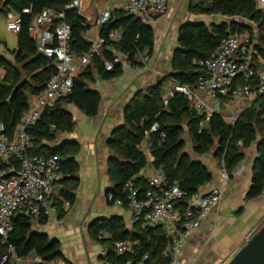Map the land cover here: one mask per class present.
<instances>
[{"label":"trees","instance_id":"1","mask_svg":"<svg viewBox=\"0 0 264 264\" xmlns=\"http://www.w3.org/2000/svg\"><path fill=\"white\" fill-rule=\"evenodd\" d=\"M66 1L0 0V14L12 10L21 16L22 21L17 32L18 46L11 51L12 57L0 54V69L3 71L0 76V120L5 124L9 135L13 134L27 110L29 97L40 93L57 71L55 58L45 56L38 50L36 41L30 35L29 25L35 15L46 7L62 9ZM26 8L29 11H24ZM189 11L194 14H218L228 20H238H220L212 24L196 23L197 20L183 22L178 29V45L173 51L171 71L159 76L145 88L135 91L127 101L124 123L112 131L107 141L112 152L109 160L112 186L108 192H112L115 197L124 198V182L137 175L148 164L147 156L137 148V144L154 122H158L159 126L150 133L149 146L154 156L152 165L165 172L168 184L178 183L187 192V198L212 181L213 173L203 162L193 160L185 153V130L194 151L206 154L212 150L214 158L225 168L229 178L243 160L244 149L256 142L257 157L245 199L256 198L264 192V91L239 113L232 124L226 122L221 113H214L204 126H200L203 114L179 90L169 99L168 105L163 104L164 87L168 80L172 79L179 85L194 84L199 73V66L195 61L210 57L222 38L230 33L248 31L253 35L249 22L256 24V48L264 61V9L257 6L256 0H192ZM65 12V20L71 25V48L78 53L88 50L90 43L85 32L89 23L86 17L78 9H68ZM113 30L121 33L119 40L110 38ZM100 38L103 39L104 58L111 59L115 52H121L134 64L136 53L152 55L154 51L153 26L122 9L112 10L111 19L102 25ZM123 71L122 65L107 69L102 58L93 54L90 63L74 76L71 92L58 99L53 106L45 108L40 119L28 128L33 139V147L30 149L32 154L60 156L63 185L59 188V195L71 203L75 201V190L79 183V165L76 159L80 151L79 143L68 141L58 146H49L48 143L54 142L59 133L73 132L76 128V121L66 108L67 104H74L86 116L95 117L102 97L90 84L98 78L119 77ZM163 132L165 136L162 138ZM134 182L143 188L148 187L147 179L141 176H135ZM51 199L61 218L65 211L61 208L60 198L52 196ZM37 220L44 224L48 219L42 214ZM33 224L34 217L25 212L13 217L9 242L15 246L16 253L25 257L36 252L47 261L62 259L64 256L59 240L37 232ZM102 232H108L109 235L100 236ZM89 233L102 246L108 247L106 259L110 264H122L127 259L135 264L145 254L147 257L143 264H170V257L163 252L169 245V238L159 225L145 228L133 225L128 229L121 217L110 216L93 220ZM117 239L132 241V252L118 255L112 248L113 241ZM6 251L7 244L2 243L0 237V259ZM0 264L15 263L8 259Z\"/></svg>","mask_w":264,"mask_h":264},{"label":"built area","instance_id":"2","mask_svg":"<svg viewBox=\"0 0 264 264\" xmlns=\"http://www.w3.org/2000/svg\"><path fill=\"white\" fill-rule=\"evenodd\" d=\"M120 7L127 13L139 16L146 23H154L156 19L166 14L169 0H119ZM257 6L264 9V0H256ZM82 0H67L62 9L46 7L33 18L29 25L31 37L36 41L38 50L45 56L54 57L57 71L46 87L38 94H32L27 110L17 123L12 135L6 131L5 124L0 120V237L7 244V251L1 256L0 262L8 259L15 264H71L65 260L47 261L38 253L32 252L23 257L16 253V248L9 242L13 230V217L25 212L34 218L42 214L51 218L57 208L52 204L50 195L53 193L56 181L63 177L60 156L58 154H32V135L28 131L41 117L47 107L53 106L58 99L71 92L74 76L82 71L91 61L93 54L99 55L105 67L109 70L116 65L128 67L134 73L147 71L157 72L152 66L151 55L145 52L135 54L136 63L132 64L127 55L115 52L114 56L104 58L103 39H89V49L76 52L71 48V25L65 20V11L80 9ZM29 11V9H24ZM7 28L18 32L21 28V16L8 10L6 13ZM112 17V9L104 8L97 16L96 23L103 25ZM86 37V34H85ZM87 38V37H86ZM112 40H119L118 30L110 32ZM256 40L247 31L233 32L223 37L213 54L204 59L196 60L199 66L197 80L192 85L169 87L163 95L166 106L176 91H182L191 105L204 118L200 126H204L210 116L221 113L226 122L232 124L239 111L250 106L253 99L264 91V71L254 66V58L260 55L256 48ZM242 75L245 82L238 81ZM258 79L255 83L253 81ZM252 80V82H251ZM229 97L237 104L231 113L223 114V98ZM154 122L145 131L144 138L137 144L153 162L154 156L149 146L150 133L158 128ZM165 133L161 134L163 138ZM154 168L151 174H145L143 167L138 176H146L148 187L142 188L134 182V177L123 184V197H115L108 192L107 199L117 205L127 204L130 210V223L142 228L161 226L169 238V245L164 249V255L170 257V264H182L179 254L184 242L201 224L202 219L217 207L223 194V188L228 181V173L221 166L219 174L222 183L219 187L207 193L199 191L187 198V192L178 183L168 184L167 175L159 168ZM64 204L69 205L68 200ZM102 232L100 236H108ZM133 242L117 239L112 248L118 255L132 252ZM107 246H102L101 254L106 258ZM145 254L135 264H143ZM122 264H134L127 259Z\"/></svg>","mask_w":264,"mask_h":264},{"label":"crops","instance_id":"3","mask_svg":"<svg viewBox=\"0 0 264 264\" xmlns=\"http://www.w3.org/2000/svg\"><path fill=\"white\" fill-rule=\"evenodd\" d=\"M172 2L174 1L169 0V9L166 14L151 24L155 31V44L151 60L152 66L157 69V72L147 71L139 74L134 73L128 67H123V70H128L130 73L152 77L153 81L150 84L156 81L157 76L165 75L171 71L173 51L178 45V26L190 20L185 19L179 22L177 17L171 15ZM104 8L121 9L120 1L82 0L78 11L86 17L89 23L85 32L88 40L100 37L102 25L96 23V18ZM0 16V54L12 57L11 51L18 46V34L7 28L5 13H1ZM204 16H206L203 18L205 23L212 24L218 21L208 18L221 15L204 14ZM252 37L257 43V37H254V34ZM254 66L259 70H264V61L261 55L254 58ZM2 72L0 69V76H2ZM124 75L125 71L119 77L98 78L93 83L97 84L96 90L102 97L99 112L95 117H88L74 104H67L66 108L73 114L76 121V128L73 132L59 133L54 142L48 143L49 146H58L63 142L77 141L80 146L76 157L79 165V183L75 190V201L70 202L69 205L64 204L65 199L59 195V188L63 185L62 178L58 179L55 189L50 195V200L53 204L51 197L58 196L65 214L60 218L56 210L46 223L42 224L38 222L37 218H34L33 224V228L37 232L45 233L50 238L59 240L64 256L60 260L71 264H110L101 254L102 245L90 236L89 226L93 220L119 216L126 228L131 229L133 226L130 223L128 205H117L107 199L108 191L112 186L109 176V160L112 152L107 141L112 131L124 123V109L121 115L116 114L115 117L113 115L116 106L120 103L125 104L123 97L128 95L125 92L123 96H119L126 84L118 85L119 83L115 84L114 82ZM243 80V76L240 75L238 81L242 82ZM166 84H173V86L165 85L164 94L169 87H175L178 83L170 79ZM104 99H107L106 104H103ZM102 106H108V110L103 115L100 114ZM236 107L237 104L233 103L229 97L223 98V114L231 113ZM237 113L239 114L241 111ZM187 154L189 155V153ZM256 157L257 143L255 142L244 149L243 160L224 185L220 204L202 219L200 226L185 240L184 247L179 254L182 264H225L261 226L264 221V192L256 198L245 199L251 184ZM207 162L204 159L203 163L212 171L213 179L200 188V193L210 192L222 183V177L219 174L221 166L217 165L218 161L213 154ZM143 171L148 175L154 172V168L151 163H148ZM141 177L147 179L146 176Z\"/></svg>","mask_w":264,"mask_h":264},{"label":"rangeland","instance_id":"4","mask_svg":"<svg viewBox=\"0 0 264 264\" xmlns=\"http://www.w3.org/2000/svg\"><path fill=\"white\" fill-rule=\"evenodd\" d=\"M171 1V0H170ZM174 2H172L171 4V10L170 13L171 15L173 14L174 17H177V20L179 22H182L185 19H190V20H199L202 19L205 21L206 16H204V14H194V13H190L189 11V6L192 0H173ZM1 19V16H0ZM209 20L211 19H216V21H220L221 19H223L222 16H214L213 18H208ZM235 20H238L237 18H235ZM177 21V23H179ZM253 28V34L254 37H257V29H256V24L253 22H249ZM255 39V38H254ZM125 71V75L120 78L119 80H115V84L119 83L118 85H125L122 90L120 91V95L119 96H123L125 92L128 93V95L123 97V102L125 101V104H118V106H116V108L114 109V115L113 117L116 116V114L121 115L123 109H125V105L127 103V101L131 98V96L134 94L135 91H137L138 89L141 88H145L147 85L150 84V82L153 81L152 77H148V76H143V75H138V74H134V73H130L128 70H124ZM165 74V72H164ZM159 76H157L156 79H158ZM170 83V82H168ZM96 85L97 84H90V86L93 89H96ZM165 85H171V84H165ZM108 86H111L110 84H108ZM173 86V84L171 85ZM128 99V100H126ZM107 103V99H104L103 104ZM108 110V106H102L101 107V112L100 114L103 115L105 114V112ZM184 140H185V147H184V151L187 153H189V156L191 159L193 160H199V161H203L204 159H206V162L208 161V158L210 156H212L213 151L211 150L210 152L206 153V154H202V153H197L194 151L193 148V144L192 141L189 138V135L187 134V131L185 130L184 132ZM208 163V162H207ZM218 166H221L218 162H217ZM201 191V189H200ZM264 222V221H263ZM262 225V224H261ZM255 232V231H254Z\"/></svg>","mask_w":264,"mask_h":264},{"label":"water","instance_id":"5","mask_svg":"<svg viewBox=\"0 0 264 264\" xmlns=\"http://www.w3.org/2000/svg\"><path fill=\"white\" fill-rule=\"evenodd\" d=\"M221 20L230 22L236 21L235 18L228 20L227 17H224ZM189 21L192 20H188L187 22ZM195 22L204 23L205 21L199 19ZM182 24L183 23L178 26V29ZM122 125L117 126L115 129ZM225 264H264V222Z\"/></svg>","mask_w":264,"mask_h":264}]
</instances>
